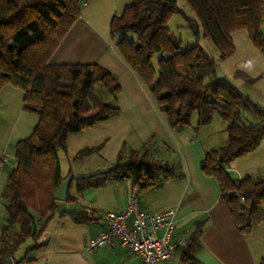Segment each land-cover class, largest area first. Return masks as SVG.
Instances as JSON below:
<instances>
[{"label": "trees", "instance_id": "obj_1", "mask_svg": "<svg viewBox=\"0 0 264 264\" xmlns=\"http://www.w3.org/2000/svg\"><path fill=\"white\" fill-rule=\"evenodd\" d=\"M184 1L199 22L198 28L191 26L195 41L190 44L181 45L167 27L178 11L176 0H129L111 17L110 37L169 130L179 132L189 127L192 115L196 116L194 130L210 123L215 113L225 122L227 143L206 151L199 169L216 180L235 227L248 235L253 226L264 221V178H234L225 167L254 150L264 138V111L231 82L217 78L213 56L197 39L200 32L223 58L234 51L232 33L244 29L253 46L264 54V0ZM81 2L0 0V89L5 85L19 88L23 109L36 116L31 133L14 145L15 164L7 172L0 193L5 210L0 227V263L27 237L36 238L53 216L57 201L53 194L64 178L57 150H65L67 135L120 114L117 106L94 94L96 83L112 96L120 91L115 76L106 68L96 63L49 62L79 17ZM127 33L134 34L135 40L126 38ZM236 75L252 81L241 71ZM242 112L255 121L240 123ZM154 140L152 136L137 149L122 147L106 171L73 178L77 191L128 180L140 195L166 179L182 177L178 162L152 155ZM94 149H80L76 157ZM68 198L69 194L65 200ZM78 213H71L76 222L88 219ZM35 219L40 222L39 230ZM203 223L195 221L186 234L188 243L176 254L180 264H202L196 253L201 247L198 236ZM257 264H264V255Z\"/></svg>", "mask_w": 264, "mask_h": 264}, {"label": "crops", "instance_id": "obj_2", "mask_svg": "<svg viewBox=\"0 0 264 264\" xmlns=\"http://www.w3.org/2000/svg\"><path fill=\"white\" fill-rule=\"evenodd\" d=\"M81 1L79 17L61 39L49 62L96 63L106 68L115 76L120 86L119 93L113 96V105L119 108L120 114L99 123L108 125L107 121H113L118 134L131 136L138 144V147L132 149L139 148L153 136L155 143L151 150L152 155L168 162H178L183 173L182 177L166 179L159 187L138 195L140 206L148 211L173 208L176 231L180 235L186 236L194 222L202 220L204 223L198 236L201 247L196 253L202 264H257L259 258L264 255V249L257 241L253 245L252 233L262 222L253 226L248 235H242L235 227L226 203L219 195L216 180L204 175L199 169V161L206 151L227 143L225 124L210 126L211 120L198 130H194V126L179 132L169 130L162 114L138 78L113 47L109 21L128 4L127 0ZM13 93L14 90L10 94ZM85 130L87 128L77 133H83ZM123 138L126 142L125 137ZM233 161L235 159L229 164ZM229 164L225 168L227 171L234 168L228 167ZM236 174L234 178L245 176L239 171ZM126 183V186L122 187L121 197L120 191L115 187L119 197L115 210L122 209L127 204L133 187L130 182ZM4 218L5 214L3 219L1 216L0 227ZM102 228V219L96 220V228L88 241ZM99 251L104 254L93 257L94 260L89 264H140L136 257L127 261L124 252H130L117 243ZM176 258L177 256L166 264H174Z\"/></svg>", "mask_w": 264, "mask_h": 264}, {"label": "rangeland", "instance_id": "obj_3", "mask_svg": "<svg viewBox=\"0 0 264 264\" xmlns=\"http://www.w3.org/2000/svg\"><path fill=\"white\" fill-rule=\"evenodd\" d=\"M129 3V0H127ZM178 11L173 13L167 23L170 34L178 38L181 45L195 41L192 29L199 27L195 14L184 0H176ZM191 26L193 28H191ZM261 36L264 38V10L262 15ZM126 38L135 40L132 33L125 34ZM198 43L209 52L216 64L217 78L231 82L236 88L244 93L251 101L264 104V54L256 49L249 39L246 30H237L232 33L234 51L220 57L217 49L199 32ZM155 58L153 63H155ZM238 71L245 73L251 82L236 75ZM14 90L13 94H10ZM94 94L100 100L113 105V96L96 83ZM22 91L11 85H5L0 91V193L6 181L7 172L14 167V145L22 138L27 137L36 122V116L25 109L22 103ZM196 116L192 115L190 126H194ZM255 118L246 112L241 113L240 123L254 122ZM106 122V121H105ZM97 123L91 129L83 133L71 132L67 135L65 150H57V157L63 177L72 174L73 178L86 176L96 172L106 171L117 160L118 151L124 147H138L129 135L118 134L113 121ZM222 125L225 122L218 114L213 115L210 126ZM226 126V125H225ZM126 142H124V138ZM123 139V140H122ZM95 148L92 152L76 157L80 149ZM4 159V162H3ZM235 169L226 170L231 177H236L237 171L243 175L264 178V138L259 145L249 153L242 155L229 164L228 167ZM227 167V166H226ZM225 167V168H226ZM246 173V174H245ZM125 181L118 185L106 184L98 188H85L77 191L75 182L72 181L68 194L69 198L55 202V211L45 227L36 238L27 237L11 256H7L0 264H89L93 257L104 254L97 250L93 253L84 251V246L96 228V218L108 211H116L122 195V187ZM129 184V183H128ZM115 187L120 191L119 197ZM78 213L80 217H88L84 222H76L71 213ZM5 210L0 197V219L4 217ZM40 222L35 219V228L39 230ZM252 233L253 245L257 241L264 249V221L256 227ZM251 236V235H250ZM86 242V243H85ZM125 258L132 261L134 256L129 253ZM12 262L8 261V258ZM174 264H180L178 259Z\"/></svg>", "mask_w": 264, "mask_h": 264}, {"label": "built area", "instance_id": "obj_4", "mask_svg": "<svg viewBox=\"0 0 264 264\" xmlns=\"http://www.w3.org/2000/svg\"><path fill=\"white\" fill-rule=\"evenodd\" d=\"M257 106L264 111V104ZM101 218L104 228L85 244L84 251L88 253L118 243L136 257L140 264H166L176 256L179 248L188 243L187 237L176 231L174 209H143L139 204L136 187L131 189L127 204L122 209L105 212ZM8 261L12 262V259L9 257Z\"/></svg>", "mask_w": 264, "mask_h": 264}, {"label": "water", "instance_id": "obj_5", "mask_svg": "<svg viewBox=\"0 0 264 264\" xmlns=\"http://www.w3.org/2000/svg\"><path fill=\"white\" fill-rule=\"evenodd\" d=\"M72 174H68L60 181L58 187L56 188L53 197L56 200L64 201L67 197L69 186L72 182Z\"/></svg>", "mask_w": 264, "mask_h": 264}]
</instances>
